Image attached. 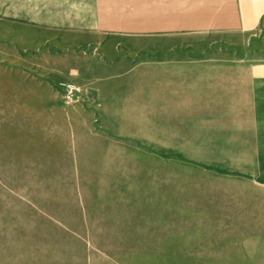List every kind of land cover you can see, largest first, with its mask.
Here are the masks:
<instances>
[{
  "label": "rangeland",
  "instance_id": "1",
  "mask_svg": "<svg viewBox=\"0 0 264 264\" xmlns=\"http://www.w3.org/2000/svg\"><path fill=\"white\" fill-rule=\"evenodd\" d=\"M98 26L119 37L135 28ZM55 28L60 36L87 29ZM42 46L0 38V264H237L221 248L191 242L197 233L190 216L175 222L174 195L192 175L234 170L204 161L256 159L252 126L217 128L224 111L253 115L254 105L221 96L199 104L196 131L192 105L164 103L163 82L136 84L146 82L141 66L86 73L73 55L65 65L63 52L76 49L55 45L49 63L35 54ZM119 46V63L146 61L143 50Z\"/></svg>",
  "mask_w": 264,
  "mask_h": 264
},
{
  "label": "crops",
  "instance_id": "2",
  "mask_svg": "<svg viewBox=\"0 0 264 264\" xmlns=\"http://www.w3.org/2000/svg\"><path fill=\"white\" fill-rule=\"evenodd\" d=\"M55 25L87 29L72 35L64 29L60 36ZM98 25L135 28L118 31L128 33L119 37L109 34L117 30ZM11 36L43 44L35 54L49 63L51 48L68 45L76 50L63 52L65 65L73 55L74 65L86 73L139 71L141 66L146 82L136 84L163 82L164 103L192 105L190 126L196 131L199 104L221 96L225 104L254 105L253 115L238 109V116L231 117L230 110L224 111L217 128L228 133L252 126L258 136L256 159L230 165L204 161L208 168L234 170L192 175L190 186L175 192V222L190 216L197 233L191 242L221 248L220 253L232 257L226 262L264 264V0H0V38ZM120 42L134 52L143 50L146 61L119 63ZM152 56H160L159 62H152ZM47 65L46 71H52ZM202 119L207 129L213 125L208 113ZM158 216H163L161 210ZM161 222L165 220L159 218Z\"/></svg>",
  "mask_w": 264,
  "mask_h": 264
}]
</instances>
